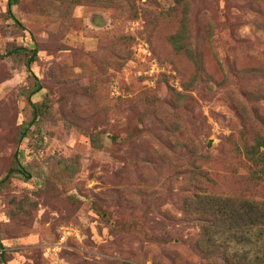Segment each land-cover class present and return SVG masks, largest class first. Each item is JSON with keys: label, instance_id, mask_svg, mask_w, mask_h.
I'll list each match as a JSON object with an SVG mask.
<instances>
[{"label": "rangeland", "instance_id": "374dc122", "mask_svg": "<svg viewBox=\"0 0 264 264\" xmlns=\"http://www.w3.org/2000/svg\"><path fill=\"white\" fill-rule=\"evenodd\" d=\"M186 1L0 0V264H264V0Z\"/></svg>", "mask_w": 264, "mask_h": 264}, {"label": "trees", "instance_id": "16d2710c", "mask_svg": "<svg viewBox=\"0 0 264 264\" xmlns=\"http://www.w3.org/2000/svg\"><path fill=\"white\" fill-rule=\"evenodd\" d=\"M16 2H17V0H9V6H10L9 7V15L12 19H15V20H16V18L12 14L11 6L15 5ZM176 3L179 6L182 5L186 9L189 6V4L186 0H176ZM253 8L254 9H252V10L257 15H259L260 17L262 15H264V8L261 5H257V6L253 5ZM186 15H187V13H186ZM17 24L20 25L19 21H17ZM254 26L258 30H262L264 32V20L255 21ZM188 36H189V32H188V29L186 26V21H184L183 24L181 25V31L178 34L173 35L170 38V43H171L173 49L175 50V52L177 54L184 55L189 60H191L195 65H197L198 68H201V66L203 65V60L201 59V55H199V51L196 48H193L190 44L185 45L186 44L185 40L188 38ZM22 54H24L26 56L32 54L30 56L29 60H27V62H26V66H27L28 70L31 72V65L33 64V62H35L34 58L37 55V51L35 49L30 50V49H27L25 47L12 48L6 54H3V55L0 54V59H4V58L14 56V55H22ZM245 72L248 73V71H245ZM245 72H244V74H245ZM255 72L258 74L264 73V67H259ZM40 90H41V86L39 84H37L35 87V90L28 96V98L30 99V97L32 95L36 94ZM257 96L262 99L264 97V94L260 93ZM32 106L34 107L33 120L25 125V127L23 128V130L20 134V139H23L27 136L28 130L37 121L36 119L39 117V114L41 113L40 107H38L36 104H32ZM158 126L160 127V130H161L160 132L158 131ZM156 128L157 129L152 131V135H153V138L157 141V143L163 149L165 148L168 151H174L175 150V152L178 150H181V149L183 150V148L186 144H180L178 142L175 127H172L170 125H164L162 122H158L156 125ZM93 143H94V145L97 144L95 140H93ZM262 149H264V135L257 136L255 138L254 143L245 148V154H246V158L249 161H251L254 165L260 166L261 167L260 171L262 173H264V150H262ZM189 154L191 155V159L195 156V153L192 152V150L189 151ZM15 157H16L17 167L12 169L8 173L6 178H8V176H10L11 174L18 173L21 176H24L26 179H28L30 177V175H28L25 167L23 165H21V163L19 162L17 154L15 155ZM201 158L205 159V156H201ZM198 167H200V166L193 161V162H191V164H189V167L186 169V173L188 172V174H189L193 170H198ZM192 174L197 175L198 172L193 171L191 173V175ZM247 203H254L258 207V211L259 210L264 211V203L255 202V201H248ZM163 241L166 243V240H163Z\"/></svg>", "mask_w": 264, "mask_h": 264}, {"label": "water", "instance_id": "95a60500", "mask_svg": "<svg viewBox=\"0 0 264 264\" xmlns=\"http://www.w3.org/2000/svg\"><path fill=\"white\" fill-rule=\"evenodd\" d=\"M211 146V141L209 142V145H208V147H210Z\"/></svg>", "mask_w": 264, "mask_h": 264}]
</instances>
